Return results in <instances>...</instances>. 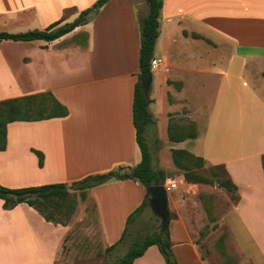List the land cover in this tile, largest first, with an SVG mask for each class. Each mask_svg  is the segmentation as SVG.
Returning <instances> with one entry per match:
<instances>
[{"label":"crops","instance_id":"1","mask_svg":"<svg viewBox=\"0 0 264 264\" xmlns=\"http://www.w3.org/2000/svg\"><path fill=\"white\" fill-rule=\"evenodd\" d=\"M97 1L0 0V31L43 30L55 22L58 28ZM139 3L108 0L91 9L86 23L54 40L0 39V100L50 91L69 109L64 117L8 124L0 183H66L80 192L74 182L123 166L130 176L87 189L106 248L121 238L146 195L131 177L142 159L134 98L141 21L149 12ZM159 20L154 55L161 62L151 70L149 92L157 138L168 141L169 150L187 149L210 165L225 166L240 196L227 215L228 226L238 231L232 239L255 264H264V75L260 81L253 72L257 65L264 70V0H163ZM157 87L163 92L153 97ZM184 107L197 135L172 141L169 122ZM34 150L43 153L42 165ZM159 166L167 172L165 158ZM181 181L186 189L189 182ZM172 183H165L168 190ZM180 195L183 200L185 191ZM169 229L179 264H211L180 211ZM70 230L27 202L5 209L0 198V264H57ZM157 262L166 264L155 244L133 264Z\"/></svg>","mask_w":264,"mask_h":264},{"label":"trees","instance_id":"2","mask_svg":"<svg viewBox=\"0 0 264 264\" xmlns=\"http://www.w3.org/2000/svg\"><path fill=\"white\" fill-rule=\"evenodd\" d=\"M108 0H98L92 8L103 6ZM149 6V12L141 21V47H140V74L139 80L135 87L134 98V121L137 130V141L142 152L141 161L135 166L136 181L140 182L144 187L157 184H165L167 181L166 172L162 169H156L152 164V156L149 144L146 141V128L154 122L153 114L149 109L152 99L144 94L142 87V78L146 72L151 71V61L155 57V45L159 37L160 15L163 6V0H146ZM81 12V14L70 23L56 28L57 22L52 23L46 29L30 30L23 33H7L0 31V39L15 40H34L45 39L54 40L70 32L75 27L87 22V15L91 9ZM195 36H198L195 34ZM69 114L68 107L60 102L52 92H41L29 94L9 99L0 100V150L7 147V126L14 121H37L54 117H64ZM184 127L177 121L169 122V138L172 141H182L189 137L197 135L196 129H189L186 133ZM39 155V164H43V153L34 150ZM173 160L175 164L184 170L185 179L188 182L202 183H218V185L232 194L233 200L240 198L238 194V185L229 177L228 171L224 165L213 166L212 175L217 179L213 180L203 174L192 170L191 163H195L202 167L206 160L202 156H197L187 149H173ZM264 169V154L261 157ZM194 160V161H193ZM223 173V174H220ZM130 176L124 171V167L120 166L106 173L93 174L84 179L74 182L72 187L81 189L83 199L87 198V189L99 184L108 182L112 179H123ZM72 192L66 183H51L38 186H27L21 188H10L0 183V198L4 200V208L12 209L21 202H27L34 206L48 221L54 223L68 224V220L75 212V207L68 205L64 210L60 207L59 201L70 202ZM150 195L146 192L142 203L128 216L125 230L120 240L107 247V250L113 249L118 243L123 242L130 224L136 219L146 206L150 205ZM41 200H44V207H41ZM52 206V207H51ZM65 207V206H64ZM172 215L170 213V220ZM170 224V222H169ZM157 245L160 252L165 258L166 264H179L173 250L169 225H161L160 228L152 233L146 234L143 238L134 241L127 252L113 264H133L135 259L142 256L151 245ZM223 248V245L221 249Z\"/></svg>","mask_w":264,"mask_h":264},{"label":"rangeland","instance_id":"3","mask_svg":"<svg viewBox=\"0 0 264 264\" xmlns=\"http://www.w3.org/2000/svg\"><path fill=\"white\" fill-rule=\"evenodd\" d=\"M139 5L147 10L146 0H140ZM253 72L260 81L263 80L261 75H264V70L260 72L258 65ZM155 75H157L156 72ZM158 90L163 92L162 87L154 88L153 97L158 95ZM201 106L199 105L195 109H201ZM186 112L187 108L184 107L183 114L173 116L171 120L180 123L184 127V131L188 133L189 129H196L197 126L193 124L194 121L190 120ZM160 134L164 138L163 127L160 129ZM157 137V130L151 124L149 135H146V141L150 147L152 161L155 160V168H159L160 161L165 158L166 173L170 176L166 183L176 182L178 184L177 188L168 190V195L171 198V203H169L171 215L177 216V211L181 212L195 240L201 245L203 255L208 258L211 264H255L254 259L248 257L245 251L239 249L237 243L233 241L232 238L238 236V231L236 233L235 228L229 227L226 222L230 209L240 198L233 200L232 194L218 186L216 181L215 183L189 182L185 189L181 181L183 178L187 181L184 170L179 168L175 162L173 163L170 152L173 149L167 148L170 143L160 141ZM195 162L191 163L193 171L213 180L217 179L216 176L212 175L213 165L205 162L202 167H199ZM74 187V189H78L76 186ZM181 191H185L183 200H181ZM72 195L70 202L59 201L62 210L68 205L71 208L75 207V212L68 220L71 230L65 237L57 264H113L127 252L134 241L143 238L148 233L157 231L162 225L161 218L148 205L130 224L123 242L113 249L107 250L102 244V234L95 212V203L87 198L83 199L79 191L72 192ZM44 203V200H41V207H44ZM222 245L223 248L221 249ZM157 263L159 264V262Z\"/></svg>","mask_w":264,"mask_h":264},{"label":"water","instance_id":"4","mask_svg":"<svg viewBox=\"0 0 264 264\" xmlns=\"http://www.w3.org/2000/svg\"><path fill=\"white\" fill-rule=\"evenodd\" d=\"M153 80L152 71L146 72L142 78V87L144 94L149 96L151 83ZM136 168L133 167L131 172V177H135ZM147 193H149L150 206L154 213L161 218L162 225L168 226L170 222V209H169V198H168V188L165 184L150 185L145 187Z\"/></svg>","mask_w":264,"mask_h":264},{"label":"built area","instance_id":"5","mask_svg":"<svg viewBox=\"0 0 264 264\" xmlns=\"http://www.w3.org/2000/svg\"><path fill=\"white\" fill-rule=\"evenodd\" d=\"M160 62H161V58L154 57L152 59V61H151V68H152V70L156 69L158 67V65L160 64ZM176 187H177V184L175 182L171 184V188H176Z\"/></svg>","mask_w":264,"mask_h":264}]
</instances>
